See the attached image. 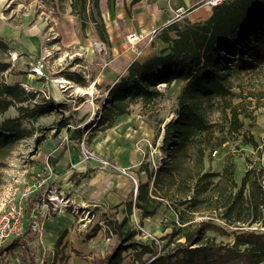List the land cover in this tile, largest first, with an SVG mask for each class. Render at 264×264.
Wrapping results in <instances>:
<instances>
[{
	"label": "rangeland",
	"instance_id": "1",
	"mask_svg": "<svg viewBox=\"0 0 264 264\" xmlns=\"http://www.w3.org/2000/svg\"><path fill=\"white\" fill-rule=\"evenodd\" d=\"M68 3L69 0H12L16 12L21 14L28 8L35 14L38 11L41 18H10L7 24L13 28L14 35L0 34V41L7 44V49L0 48V62L10 64L7 71L0 72L1 80L20 83L28 96L35 95L25 105L33 107L35 102L44 100L56 104L51 102L52 111L38 119H25L23 131L15 137L13 146L0 151V211L8 202L18 200L27 187L31 189L25 196L26 203L36 199L27 215V231L22 242L28 247L33 245L30 242L39 243L28 249L25 258L30 261L39 255L43 259L55 251V263L57 259L76 256L94 264V258H103L113 251L116 233L110 230L124 220H127L125 230L136 232L133 240L155 241L161 247L166 239H160L181 226V211L194 215L195 221L212 218L226 227L227 234L208 232L218 243L233 242L231 231L238 228L264 232V223L228 225L217 218L218 212L210 202L202 203L200 211L192 214L189 203H183L190 199L189 187L181 186L179 181L163 188L154 184L150 175L170 162L167 128L179 120L185 81L177 79L168 84L158 80L157 88L162 92L159 98L144 105L136 97L129 103V112L119 116L112 128H99L100 116L111 103L110 90L121 76L128 74L130 64L134 60L144 61L166 48L164 38L176 36L173 26L183 29L199 23L196 21L199 18H171L157 26L165 28L153 43L131 46L127 35L132 32L120 31L122 21L129 22V18H107L108 23L102 18L106 26V39H103L91 18H84L83 25L82 18L72 15ZM112 24L118 33L112 30ZM26 31L33 39L25 37ZM235 75L232 76L234 95L203 101L209 129L190 145L182 166L195 173L201 168L197 165L203 155V172L221 175L224 167L233 163L235 180L240 185L249 160L254 164L264 163V73ZM228 104L241 111L243 126L238 132L230 127ZM18 106H11L0 120L19 116ZM84 146L94 154L93 158H85ZM60 160L67 161L61 172L58 171ZM24 177L27 184L22 182ZM218 179V176L213 178L215 182ZM147 182L151 193L162 201L151 217H144L135 205L139 185ZM64 198L72 205L63 212L65 217L56 219L62 212L50 213L43 199H56L52 202L63 208ZM34 214L42 227L48 220H58L72 230V235L67 228L60 244H55L53 249L41 245V249L43 234L31 230ZM18 241L6 243H10V248L3 263ZM133 254L132 249L123 252L122 264H132Z\"/></svg>",
	"mask_w": 264,
	"mask_h": 264
},
{
	"label": "trees",
	"instance_id": "2",
	"mask_svg": "<svg viewBox=\"0 0 264 264\" xmlns=\"http://www.w3.org/2000/svg\"><path fill=\"white\" fill-rule=\"evenodd\" d=\"M87 2L72 0L71 4L73 13L82 17L83 25ZM95 9L100 15L97 2ZM91 20L101 38L106 39L103 19L92 15ZM173 27L176 36L164 38L166 48L144 61L134 60L128 74L112 86L111 103L101 116L99 128H112L119 116L129 112V103L136 97H140L144 105L159 98L162 92L157 88L158 80L168 84L177 79L185 81L179 120L167 128L170 162L150 175L154 184L163 188L179 181L181 186H188L191 196L183 203H189L192 214L200 211L202 203L209 205L210 202L212 209L218 212L217 218L228 225L264 223V163L254 164L249 160L240 185L235 180L233 163L225 166L221 175L203 172V155L197 165L201 168L195 173L182 166L190 145L209 129L203 101L234 95L232 76L235 74L237 77L246 72L264 73V0H225L213 8L212 15L205 21L183 29ZM0 48L7 49V44L0 41ZM9 68L10 64L0 62V72ZM33 97L34 94L31 97L26 94L20 83L9 84L0 78V117L11 106L19 104V116L0 120V151L13 146L15 137L23 131L25 119H38L52 111L51 102L56 105L46 100L35 102L33 107L24 104ZM227 107L230 108V127L238 132L243 126L241 111L232 104ZM182 173L184 177L180 176ZM216 176L219 177L217 182L213 180ZM138 191L136 207L144 217L154 216L162 201L151 193L149 182L141 183ZM35 200L27 203V215L32 212ZM179 217L181 226L160 239H166L161 247L155 241L133 240L136 232L125 230L127 220L110 227V232L116 233L115 248L103 258H94V264H122L123 252L128 249L134 252L132 264H264V232L238 228L231 231L235 237L233 242L218 243L208 232L227 234L226 227L212 218L195 221L194 215L185 211H181ZM108 223L111 226V222ZM64 235L61 234L58 244Z\"/></svg>",
	"mask_w": 264,
	"mask_h": 264
},
{
	"label": "crops",
	"instance_id": "3",
	"mask_svg": "<svg viewBox=\"0 0 264 264\" xmlns=\"http://www.w3.org/2000/svg\"><path fill=\"white\" fill-rule=\"evenodd\" d=\"M11 1L12 0H0V34L3 35L4 32H8V37H12L14 35L12 34L13 28L8 27V19L41 18L38 11H36L35 14L32 11H28V8L22 10L21 14L16 12L17 10L11 5ZM96 2L99 6L100 15H98L97 10L95 9ZM205 2L206 0H88L87 14L83 18H92V15H95L96 18H104L106 23H108L107 18H129V22H126L125 20L122 21L123 24L120 31H126V33L134 31H149L151 28L160 26L171 18H174V10L179 7H184L187 10V13L183 16V18H199L196 20L199 22L208 19L212 15L213 8L206 5ZM71 4L72 0H69L68 5L71 9L72 15H75L76 18H82L80 15L73 13ZM91 7H93V14H91ZM36 23L38 25L40 23L39 20H37ZM112 30L117 32L118 28L114 30V25L112 24ZM19 35L22 38L25 35L26 38L33 39L32 36H28L27 31L24 35ZM65 163H67V161L62 162V160H60L58 162L59 172H61ZM63 214L64 213L58 214L56 219L65 217ZM67 228L68 226L59 223L58 220L46 221L43 226L44 240H41L44 242L43 244H39V247L42 245L44 247H48L49 249H53V246L55 247V244H58L57 242L60 235L65 233ZM68 229L72 235V230L70 228ZM37 243L39 242H30L29 245L33 244L30 247H28L26 242H23L22 246L13 244V248L7 257L6 262L3 264H87L86 259H88V257H85L86 261H84L81 257L78 258L76 256L68 259L66 258L64 260L57 259L58 262L55 263V251L53 254H48V258L45 257L41 259L38 255L37 257H34L33 260H27L25 255L28 253V249L38 246ZM84 245H86V242ZM51 257H53V259H51Z\"/></svg>",
	"mask_w": 264,
	"mask_h": 264
},
{
	"label": "built area",
	"instance_id": "4",
	"mask_svg": "<svg viewBox=\"0 0 264 264\" xmlns=\"http://www.w3.org/2000/svg\"><path fill=\"white\" fill-rule=\"evenodd\" d=\"M225 0H206L205 4L214 8L221 3H223ZM176 19L183 18V16L187 13V10L184 7H179L174 10ZM170 23V22H168ZM165 24L166 26L168 25ZM165 28V26H162L161 28L155 27L152 28L148 32H132L127 35V40L131 46H135L139 43H153L155 39L158 37V35L162 32V30ZM84 156L86 159L93 158L94 154L86 147L83 148ZM23 183L27 184V178L24 177L22 180ZM30 187L26 188V192L19 197L18 200L10 201L7 204L3 206V208L0 211V264H3L4 258L7 255V251L9 250L10 246L9 244L13 241H18V244L22 245L23 241V235L26 233L27 230V203L26 198L27 194L30 191ZM50 200L47 201V199H43V202L46 203V205L50 209V213H60V212H66L68 208L71 207L70 200L63 199V203L65 205L62 207H59V205L55 202L53 203ZM32 222H31V230L37 234L42 235L43 234V227L41 223L38 220V217L36 214L32 215ZM10 242L8 245L6 243Z\"/></svg>",
	"mask_w": 264,
	"mask_h": 264
},
{
	"label": "bare ground",
	"instance_id": "5",
	"mask_svg": "<svg viewBox=\"0 0 264 264\" xmlns=\"http://www.w3.org/2000/svg\"><path fill=\"white\" fill-rule=\"evenodd\" d=\"M64 82H67V83H68V81H65V80H64ZM98 117H99V116H98ZM100 117H101V116H100Z\"/></svg>",
	"mask_w": 264,
	"mask_h": 264
}]
</instances>
